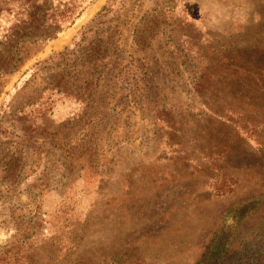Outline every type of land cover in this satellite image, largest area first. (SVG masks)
Listing matches in <instances>:
<instances>
[{
  "label": "rangeland",
  "instance_id": "rangeland-1",
  "mask_svg": "<svg viewBox=\"0 0 264 264\" xmlns=\"http://www.w3.org/2000/svg\"><path fill=\"white\" fill-rule=\"evenodd\" d=\"M0 264H264V0H0Z\"/></svg>",
  "mask_w": 264,
  "mask_h": 264
},
{
  "label": "trees",
  "instance_id": "trees-1",
  "mask_svg": "<svg viewBox=\"0 0 264 264\" xmlns=\"http://www.w3.org/2000/svg\"><path fill=\"white\" fill-rule=\"evenodd\" d=\"M210 111L212 112V110L210 109Z\"/></svg>",
  "mask_w": 264,
  "mask_h": 264
}]
</instances>
